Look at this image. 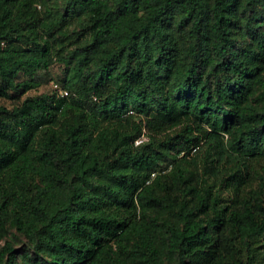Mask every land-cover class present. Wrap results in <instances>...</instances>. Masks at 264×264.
<instances>
[{"label":"trees","instance_id":"1","mask_svg":"<svg viewBox=\"0 0 264 264\" xmlns=\"http://www.w3.org/2000/svg\"><path fill=\"white\" fill-rule=\"evenodd\" d=\"M0 97V264H264V0H0Z\"/></svg>","mask_w":264,"mask_h":264},{"label":"rangeland","instance_id":"2","mask_svg":"<svg viewBox=\"0 0 264 264\" xmlns=\"http://www.w3.org/2000/svg\"><path fill=\"white\" fill-rule=\"evenodd\" d=\"M41 76H44V75L41 74ZM50 76H51V78H50ZM45 77H47V80H45L44 83L38 89H36V90L33 89V90L29 91V93L34 94V93L43 92V91H51L54 88V83L58 82V81H59V83L63 84L64 79L67 77L65 66L59 64L58 62L54 63L51 66V70L49 72V75L48 76L46 75ZM0 104H5L7 106L12 107L15 104V101L12 99H5V98L0 97ZM144 134L147 135V132L145 131Z\"/></svg>","mask_w":264,"mask_h":264},{"label":"built area","instance_id":"3","mask_svg":"<svg viewBox=\"0 0 264 264\" xmlns=\"http://www.w3.org/2000/svg\"><path fill=\"white\" fill-rule=\"evenodd\" d=\"M54 90L58 93L59 96H66L69 94V90L66 89L64 86H62L59 82L54 83ZM130 113H135L134 110H130ZM148 136L146 134H142L139 138H137L136 143H142L146 140H148ZM193 151H196V147L193 149ZM156 173H153V176H155Z\"/></svg>","mask_w":264,"mask_h":264}]
</instances>
